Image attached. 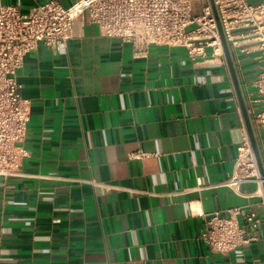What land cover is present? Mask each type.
I'll return each mask as SVG.
<instances>
[{
  "label": "crops",
  "instance_id": "crops-1",
  "mask_svg": "<svg viewBox=\"0 0 264 264\" xmlns=\"http://www.w3.org/2000/svg\"><path fill=\"white\" fill-rule=\"evenodd\" d=\"M46 1L0 4L27 14ZM247 33L229 50L248 113L264 51ZM134 55L81 17L65 45L26 57L18 80L31 121L22 175L0 178V264H264V191L219 186L245 125L226 59L163 46ZM254 136L264 171V132ZM216 213L261 224L247 227V245L216 254L203 241Z\"/></svg>",
  "mask_w": 264,
  "mask_h": 264
},
{
  "label": "built area",
  "instance_id": "built-area-1",
  "mask_svg": "<svg viewBox=\"0 0 264 264\" xmlns=\"http://www.w3.org/2000/svg\"><path fill=\"white\" fill-rule=\"evenodd\" d=\"M218 21L229 44L236 45L235 32L246 30L264 51V2L213 0ZM85 17L103 37L120 39L135 48V58H146L151 46L184 49L192 61L225 56L217 21L209 0H80L64 7L57 0L23 14L18 6L0 4V178L22 175L23 151L31 121V103L23 95L18 73L25 59L43 44L58 49L73 38L74 24ZM256 99L248 98V115L254 133L264 132V70L253 83ZM256 106H259L257 109ZM145 154L136 153L139 160ZM255 183L264 191L246 125L231 177L219 186L240 194V187ZM264 199V198H263ZM264 207V201H263ZM246 226L233 218L212 215L203 241L216 254L229 255L247 245L252 237L247 227L257 230L256 213L245 216Z\"/></svg>",
  "mask_w": 264,
  "mask_h": 264
},
{
  "label": "water",
  "instance_id": "water-1",
  "mask_svg": "<svg viewBox=\"0 0 264 264\" xmlns=\"http://www.w3.org/2000/svg\"><path fill=\"white\" fill-rule=\"evenodd\" d=\"M209 1H210V4H211V7L213 9L216 21H217V26H218V31H219L221 43H222L224 56H225V59L227 61V65L229 67V70H230V73H231V76H232V79H233V83H234V86H235V90H236V93H237V96H238V99H239L240 107H241V110H242V113H243V116H244L245 125H246V128H247V132H248V135H249L250 143H251V146H252V149H253V152H254V156H255V159H256V162H257L259 173H260V176L264 179V171H263V167H262V163H261V157H260L259 150H258V147H257V143H256V140H255V136H254V132H253V129H252V125H251V122H250V119H249V116H248V113H247V110H246V106H245V103H244V100H243V97H242L241 89H240V86H239V83H238V80H237L236 72H235V69H234V65H233L231 54H230V50H229V45H228V43H227V41L225 39V36H224L223 31L221 29L220 23L218 21V15H217V12H216V8L214 6V2H213V0H209Z\"/></svg>",
  "mask_w": 264,
  "mask_h": 264
},
{
  "label": "rangeland",
  "instance_id": "rangeland-1",
  "mask_svg": "<svg viewBox=\"0 0 264 264\" xmlns=\"http://www.w3.org/2000/svg\"><path fill=\"white\" fill-rule=\"evenodd\" d=\"M249 3L252 4V5L260 4V3H254V2H251V1H249Z\"/></svg>",
  "mask_w": 264,
  "mask_h": 264
}]
</instances>
